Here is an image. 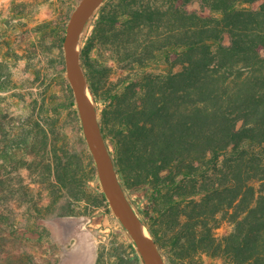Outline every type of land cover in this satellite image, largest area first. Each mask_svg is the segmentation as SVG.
<instances>
[{"label": "trees", "instance_id": "trees-1", "mask_svg": "<svg viewBox=\"0 0 264 264\" xmlns=\"http://www.w3.org/2000/svg\"><path fill=\"white\" fill-rule=\"evenodd\" d=\"M195 1L102 4L80 51L85 78L94 99L105 103L101 126L123 187L148 194L139 217L165 249L168 264L202 252L223 257L225 264H264V0L257 8L247 4L259 0H199L206 15L189 10ZM117 26L129 37L118 51L133 57L143 53L139 31L155 30L163 67L146 70L148 46L133 63L145 69L101 97L105 75L92 51L95 40ZM22 140L30 151L32 143ZM49 140L46 129V168L55 178L48 188L54 194L59 186L68 200H76L57 206L53 197L47 207L59 209L60 216L96 215L100 204H110L108 195L97 183L96 204L83 208L85 197L74 191L79 171ZM89 158L88 180H96L92 154ZM160 215L173 224L164 234L154 227ZM225 217L234 228L217 236ZM96 264H143V259L133 240L120 239L100 244Z\"/></svg>", "mask_w": 264, "mask_h": 264}, {"label": "rangeland", "instance_id": "rangeland-1", "mask_svg": "<svg viewBox=\"0 0 264 264\" xmlns=\"http://www.w3.org/2000/svg\"><path fill=\"white\" fill-rule=\"evenodd\" d=\"M139 1L166 3V0ZM79 2L0 0V264H96L101 243L133 240L112 199L109 205L100 204L96 215L60 216L59 209L47 207L53 197L57 206L76 199L68 200L59 186L53 188L54 194L48 188L55 178L46 168L49 154L42 141L46 129L51 148H56L59 155L70 156L73 167L79 171L74 191L85 197L83 208L94 207V190L97 183L102 186L98 173L96 180H88L89 155L95 161L96 149L83 125L66 66L64 40L71 13ZM117 2L106 0L103 5L113 7ZM262 2L247 5L257 8ZM189 10L205 15L209 12L199 0ZM95 14L79 39V54L83 40L92 33ZM199 21L203 22L201 18ZM155 33L145 27L137 36L139 49L148 53L145 49L149 46L148 51L151 50L142 63L149 64L146 70L153 73L163 67L161 39ZM128 40L120 26L109 31L105 38L95 40L92 55L105 75L100 84L101 97L114 93L145 69L139 64L133 68L135 58H143V53L133 57L118 51V44ZM180 67L177 65L175 70ZM93 104L101 119L105 103L93 97ZM23 138L32 143L30 151L21 142ZM110 148L112 151L111 145ZM6 151L10 152L8 160ZM127 195L137 211L148 201L145 190L128 191ZM172 225L165 215L154 223L162 234ZM219 225L215 230L217 236L234 228L226 217ZM143 264L147 262L143 260ZM181 264H225V259L202 252Z\"/></svg>", "mask_w": 264, "mask_h": 264}, {"label": "water", "instance_id": "water-1", "mask_svg": "<svg viewBox=\"0 0 264 264\" xmlns=\"http://www.w3.org/2000/svg\"><path fill=\"white\" fill-rule=\"evenodd\" d=\"M105 1L80 0L71 13L64 40L67 72L75 93L83 125L97 143L95 161L104 191L108 195L109 200L113 196L120 204L122 224L131 235L142 259L145 262H153L155 264H168L154 237L152 235L145 237L138 231L137 221L139 220V213L121 183L114 156L101 126L97 108L93 103H87L85 100L84 84L86 83L88 86V83L85 78L80 54L78 52L74 53V47L76 42L79 43V39L90 19ZM104 162L107 163V168L104 167Z\"/></svg>", "mask_w": 264, "mask_h": 264}, {"label": "bare ground", "instance_id": "bare-ground-1", "mask_svg": "<svg viewBox=\"0 0 264 264\" xmlns=\"http://www.w3.org/2000/svg\"><path fill=\"white\" fill-rule=\"evenodd\" d=\"M78 48H79V43L76 42L75 43V47H74V53L78 52ZM84 89H85V100H86V102L92 104L93 103V97H92V94H91L90 90L88 89V86H87L86 83L84 84ZM91 138H92L93 145H94L95 149L97 150V143L93 139V137H91ZM103 165H104L105 168H107V163L106 162H104ZM111 198L113 200V203H114L116 209L120 211L121 210V206L118 203V201L113 196ZM137 229L143 236H145V237H150L151 236V233L146 229V226L144 225V223L141 220L137 221ZM147 264H155V263L147 262Z\"/></svg>", "mask_w": 264, "mask_h": 264}]
</instances>
